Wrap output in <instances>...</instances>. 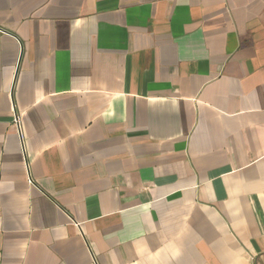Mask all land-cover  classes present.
<instances>
[{"label": "crops", "instance_id": "crops-1", "mask_svg": "<svg viewBox=\"0 0 264 264\" xmlns=\"http://www.w3.org/2000/svg\"><path fill=\"white\" fill-rule=\"evenodd\" d=\"M0 264H264V0H0Z\"/></svg>", "mask_w": 264, "mask_h": 264}, {"label": "built area", "instance_id": "built-area-1", "mask_svg": "<svg viewBox=\"0 0 264 264\" xmlns=\"http://www.w3.org/2000/svg\"><path fill=\"white\" fill-rule=\"evenodd\" d=\"M14 117H13V124L15 126V129L19 133L20 137L22 138L23 141V118L20 113H17L16 111L14 112Z\"/></svg>", "mask_w": 264, "mask_h": 264}]
</instances>
